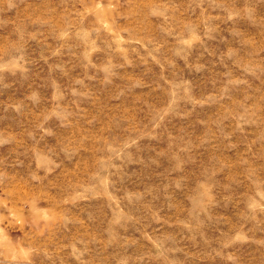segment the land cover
Segmentation results:
<instances>
[{
    "label": "rangeland",
    "instance_id": "374dc122",
    "mask_svg": "<svg viewBox=\"0 0 264 264\" xmlns=\"http://www.w3.org/2000/svg\"><path fill=\"white\" fill-rule=\"evenodd\" d=\"M0 264H264V0H0Z\"/></svg>",
    "mask_w": 264,
    "mask_h": 264
}]
</instances>
